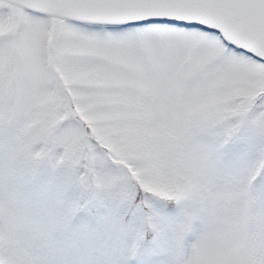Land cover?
Returning a JSON list of instances; mask_svg holds the SVG:
<instances>
[{
  "label": "snow or ice",
  "instance_id": "1",
  "mask_svg": "<svg viewBox=\"0 0 264 264\" xmlns=\"http://www.w3.org/2000/svg\"><path fill=\"white\" fill-rule=\"evenodd\" d=\"M0 264H264V0H0Z\"/></svg>",
  "mask_w": 264,
  "mask_h": 264
}]
</instances>
